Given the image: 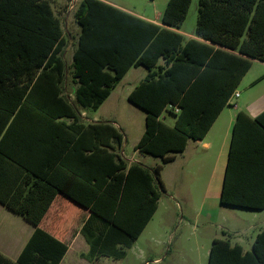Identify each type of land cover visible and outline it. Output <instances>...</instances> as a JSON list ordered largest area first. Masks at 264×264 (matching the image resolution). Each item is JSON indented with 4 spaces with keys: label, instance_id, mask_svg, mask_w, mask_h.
Returning <instances> with one entry per match:
<instances>
[{
    "label": "trees",
    "instance_id": "16d2710c",
    "mask_svg": "<svg viewBox=\"0 0 264 264\" xmlns=\"http://www.w3.org/2000/svg\"><path fill=\"white\" fill-rule=\"evenodd\" d=\"M191 2L168 0L166 26L104 0H80L74 13L81 26L72 63L77 103L99 109L131 66L144 65L146 76L129 94L146 112L135 148L163 163L206 135L252 60L264 61V0H199L195 35L205 41L178 31ZM66 44L50 0H0V202L36 225L20 256L0 252V264L60 263L67 243L40 226L58 191L90 210L81 228L90 244L84 256L123 258L165 190L162 164L151 169L117 151L123 134L113 123L80 121L63 93ZM165 110L176 116L173 124L161 118ZM70 150L90 151L86 176L61 158ZM61 167L75 176V188L58 182ZM221 202L264 208V111L236 116ZM208 264H264V230L246 251L214 238Z\"/></svg>",
    "mask_w": 264,
    "mask_h": 264
},
{
    "label": "rangeland",
    "instance_id": "374dc122",
    "mask_svg": "<svg viewBox=\"0 0 264 264\" xmlns=\"http://www.w3.org/2000/svg\"><path fill=\"white\" fill-rule=\"evenodd\" d=\"M114 1L122 3L135 13L152 17L161 15L168 2V0ZM79 2L80 0L76 2L74 0H53L51 2L62 20L66 33L67 44L62 57L67 65L73 63V49L76 45L78 28L80 31V25L74 16ZM198 5L199 0H192L181 26L183 32L192 33L194 31L198 19ZM263 75L264 63L256 61L237 88L242 96L233 97V102L239 104L240 100L263 96L264 77L259 79ZM128 78L130 79V76ZM254 79L258 80L252 84L251 81ZM128 88L129 84L125 79L116 86L113 94L98 110H86L89 117L110 120L123 133L124 139L121 146L123 151L117 147V151L122 153L123 157L139 160L152 169L156 163H162V160L160 157L142 154L135 150L136 135L146 125L145 111L129 101L126 96ZM72 91L73 84L70 81L69 87L64 88V93L69 95ZM66 97L76 111L79 107L82 110L83 107L77 103L76 97L75 102H72L68 96ZM77 113L81 117L78 111ZM165 120L172 124L173 116L168 114ZM164 168L162 175L165 190H162L158 209L146 228L127 249L125 257L120 259L104 257L97 264H208L213 237L230 239L233 242L240 241L245 248L252 249L253 237L264 229V209L222 205L218 211L213 212L211 217L191 212L190 206L184 204V155L180 154L177 160L166 163ZM210 170L211 166L206 170L207 177L210 175ZM50 214L52 216V213ZM50 214L47 220L50 219ZM81 219L82 217L79 216L75 224H79ZM79 251L80 249L76 252L71 250L65 258L66 263L76 260L78 264H84V260L80 261ZM156 258L159 260L156 261Z\"/></svg>",
    "mask_w": 264,
    "mask_h": 264
},
{
    "label": "crops",
    "instance_id": "0c3cea01",
    "mask_svg": "<svg viewBox=\"0 0 264 264\" xmlns=\"http://www.w3.org/2000/svg\"><path fill=\"white\" fill-rule=\"evenodd\" d=\"M52 1L53 0H50V2ZM104 1L111 3L123 10L131 12L147 21L154 22L161 26H166L161 21L162 14L159 15L158 17H152L150 15H142L133 12L131 9H129L122 3H119L118 1H114V0H104ZM56 14L59 16L58 13ZM80 31H81V26H80ZM80 31L78 28L75 48L78 45ZM178 31L181 34H183L185 38H197L199 40L205 41L195 35V29L192 33L183 32L182 27L178 29ZM64 35L66 36L65 31H64ZM75 48L73 49V54ZM256 61H261V60L259 59L252 60V65L250 69L247 71V73L244 75L243 79L249 73L253 64ZM261 62L264 63V61ZM65 67H66V76H65L64 88L69 87L70 81H72L73 84V91L66 96H68L72 102H75L76 101L75 90L77 87V83L75 82L72 76V69H73L72 63L68 65L66 63ZM147 72L148 69L144 65H133L128 69V71L125 73L123 78L119 81L120 83L121 81L127 79L129 88L128 91H126V96L128 97V99L131 91L146 76ZM129 76L130 79L128 78ZM263 77L264 75L259 77V79ZM256 80L258 79H254L253 81H251V83L252 82L256 83ZM114 89L111 91L109 97L113 94ZM236 92H239L238 89L232 95L230 99V104H227L221 110L219 115L216 117L215 121L211 125L206 135L203 138H199V139H189L184 151L176 153L175 159L173 160V161L177 160L180 154L184 155V204L190 206L191 212L194 213L196 212L197 214H205L211 217L214 211H218L222 207V205H225L221 202V193L224 184V177H225V172L229 157V149H230L233 126L236 120V116L238 112L241 110L245 111L251 117H255L259 115L262 111H264V95L258 98L240 100L238 104L236 102L235 103L233 102V97H235ZM241 96L242 94L239 92L238 98H240ZM131 103L134 104L133 102ZM232 103H234L233 107H232ZM79 111L81 114V117H79V119L81 122L85 124L94 121L111 122L110 120H104L96 117L93 118L89 117L88 112L85 108H82V110H80L79 107ZM168 114L173 116V123H174L176 116L167 110H165L161 114V118L165 120ZM144 119L146 122V112ZM84 120H88V121H84ZM144 130L145 127H143L141 131L138 132V134L136 135L137 139L135 145L143 135ZM121 146L119 147V149H121L120 151H123ZM135 150L142 153L136 148ZM82 152H84V155L82 153L76 154L75 152L70 150L66 153H61L60 156L63 159V161L65 160L66 165L68 167L73 169H76L77 167L82 168L83 173L86 176L87 171H90L91 169V163L89 158H86L85 155L90 154V151H82ZM120 154L122 155V153ZM142 154H147V153H142ZM126 160H128V162L139 161L136 159H126ZM156 164H162L161 177L163 180L162 173L165 169L164 165L166 163H163L162 161V163L159 162ZM209 166H211V170L209 177H207L205 173ZM57 171L58 172L56 177L58 182H60L63 186H66L68 188H75L77 179L73 174H71V171H68L64 167H61ZM67 172H69V174ZM263 209H256V210H263ZM50 213H52V216ZM49 214H50V219L47 220ZM89 215H90V210L88 208L82 206L80 203L75 201L72 197H70L63 191H58V193L55 195L50 208L48 209L47 213L40 222V226L50 231L53 235H55L56 237L67 243L68 249L59 264H78V261L76 260L66 263L65 258L67 257L68 253L71 252V250L76 252L77 250L80 249V251L78 252L81 257L80 261L84 260V264H97V262H99L102 258L109 257V256H100L98 258H95L93 261H91L84 256V254L89 252L90 244L86 240L85 236L82 234L81 228L86 222ZM79 216H81L82 219L79 224H75ZM35 229H36V225L34 223L29 221L20 213L13 211L12 209L8 208L6 205L0 202V252H2L4 255L8 256L9 258L16 260L20 256L22 250L26 246L31 236L33 235ZM262 230L264 229H261L260 231ZM224 232L228 233L227 231ZM259 232H257V234ZM256 235L253 237L251 243L252 246ZM214 238H219V237H213V239ZM230 241L232 243L241 244L240 241H236V242H233L232 240ZM244 250L246 251L250 249L244 247ZM155 260L157 261L159 259L156 258Z\"/></svg>",
    "mask_w": 264,
    "mask_h": 264
},
{
    "label": "built area",
    "instance_id": "2783aa9c",
    "mask_svg": "<svg viewBox=\"0 0 264 264\" xmlns=\"http://www.w3.org/2000/svg\"><path fill=\"white\" fill-rule=\"evenodd\" d=\"M77 0H74V2H76ZM239 96V92H236L235 93V97H238Z\"/></svg>",
    "mask_w": 264,
    "mask_h": 264
}]
</instances>
